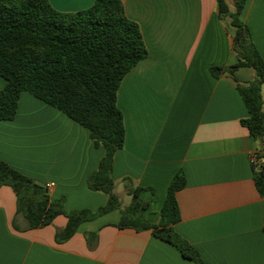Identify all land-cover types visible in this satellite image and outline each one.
<instances>
[{
    "label": "crops",
    "instance_id": "0c3cea01",
    "mask_svg": "<svg viewBox=\"0 0 264 264\" xmlns=\"http://www.w3.org/2000/svg\"><path fill=\"white\" fill-rule=\"evenodd\" d=\"M48 1L72 13L94 0ZM120 1L140 29L147 56L116 94L125 137L114 155V192L121 184L131 198L127 189L142 187L140 197L148 202L143 216L156 223L167 187L181 172L174 231L206 264H264V198L254 184L260 144L240 123L247 110L237 91L256 78L255 71L231 70L232 35L215 0ZM225 2L233 10V1ZM240 20L264 61V0H244ZM214 67L222 69L217 76ZM261 95L264 111V83ZM103 154L88 130L27 92L20 94L15 117L0 120V160L35 183H52L49 198H62L66 213L105 205L106 195L86 184ZM119 217V210L109 211L57 243L65 215L28 229L16 213L14 192L0 186V264H194L151 230L117 228Z\"/></svg>",
    "mask_w": 264,
    "mask_h": 264
},
{
    "label": "trees",
    "instance_id": "16d2710c",
    "mask_svg": "<svg viewBox=\"0 0 264 264\" xmlns=\"http://www.w3.org/2000/svg\"><path fill=\"white\" fill-rule=\"evenodd\" d=\"M232 1L233 10L225 0L215 3L218 17L232 35L236 63L231 70L250 67L256 74L253 81L237 86V91L247 110L240 123L260 144L254 184L264 198V61L248 27L240 20L244 0ZM146 56L140 29L125 16L120 0H94L90 7L72 13L55 10L48 0H0V77L4 80L0 120L15 117L20 94L27 92L88 130L94 146L102 147L104 154L86 184L90 190L105 194L107 200L94 212L81 209L66 213L62 198L50 200L44 185L2 160L0 186H9L14 192L16 213L25 218L28 229L44 227L56 216L65 215V226L54 234L57 243L68 240L81 223L119 210L117 228L151 230L182 257L194 264H206L173 229L179 219L176 192L185 184L181 172L167 187L156 223L143 216L148 202L140 197L142 187L127 189L131 198L124 207L114 192V155L122 149L125 137L116 94L123 77ZM221 70L214 67L210 72L217 76Z\"/></svg>",
    "mask_w": 264,
    "mask_h": 264
},
{
    "label": "rangeland",
    "instance_id": "374dc122",
    "mask_svg": "<svg viewBox=\"0 0 264 264\" xmlns=\"http://www.w3.org/2000/svg\"><path fill=\"white\" fill-rule=\"evenodd\" d=\"M115 193L123 205H126L130 202V198H128L123 192L121 184L116 185Z\"/></svg>",
    "mask_w": 264,
    "mask_h": 264
},
{
    "label": "built area",
    "instance_id": "2783aa9c",
    "mask_svg": "<svg viewBox=\"0 0 264 264\" xmlns=\"http://www.w3.org/2000/svg\"><path fill=\"white\" fill-rule=\"evenodd\" d=\"M255 158V155L254 154H252L251 155V159H254ZM52 183H47V184H45L44 186L46 187V189L48 190L50 187H52Z\"/></svg>",
    "mask_w": 264,
    "mask_h": 264
}]
</instances>
